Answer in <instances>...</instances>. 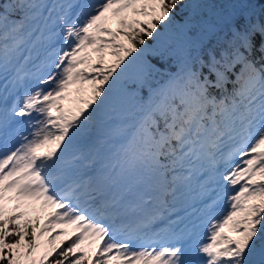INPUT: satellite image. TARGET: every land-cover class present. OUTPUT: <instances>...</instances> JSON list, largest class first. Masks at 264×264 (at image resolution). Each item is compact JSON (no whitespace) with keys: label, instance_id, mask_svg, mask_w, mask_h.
Wrapping results in <instances>:
<instances>
[{"label":"snow or ice","instance_id":"snow-or-ice-1","mask_svg":"<svg viewBox=\"0 0 264 264\" xmlns=\"http://www.w3.org/2000/svg\"><path fill=\"white\" fill-rule=\"evenodd\" d=\"M0 264H264V0H0Z\"/></svg>","mask_w":264,"mask_h":264},{"label":"rangeland","instance_id":"rangeland-1","mask_svg":"<svg viewBox=\"0 0 264 264\" xmlns=\"http://www.w3.org/2000/svg\"><path fill=\"white\" fill-rule=\"evenodd\" d=\"M107 26L112 27L114 30H116L118 28V24H117V22L115 20L111 21ZM122 39L123 38H120V40H122ZM43 222H44V219H43ZM69 231H71V229H69ZM60 240L64 241L65 244L68 243V238L67 237H60ZM60 240H58L57 243H59Z\"/></svg>","mask_w":264,"mask_h":264},{"label":"trees","instance_id":"trees-1","mask_svg":"<svg viewBox=\"0 0 264 264\" xmlns=\"http://www.w3.org/2000/svg\"><path fill=\"white\" fill-rule=\"evenodd\" d=\"M177 19H179V17H177ZM33 215H35V214H33ZM40 215H41L40 223L42 224V223H43V219H44L45 216H46V213H41Z\"/></svg>","mask_w":264,"mask_h":264}]
</instances>
